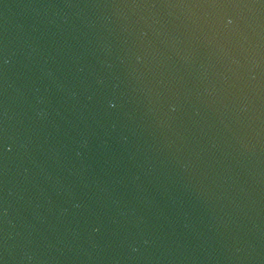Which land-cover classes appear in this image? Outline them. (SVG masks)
I'll return each instance as SVG.
<instances>
[{
    "label": "water",
    "instance_id": "1",
    "mask_svg": "<svg viewBox=\"0 0 264 264\" xmlns=\"http://www.w3.org/2000/svg\"><path fill=\"white\" fill-rule=\"evenodd\" d=\"M0 264H264V0H0Z\"/></svg>",
    "mask_w": 264,
    "mask_h": 264
}]
</instances>
